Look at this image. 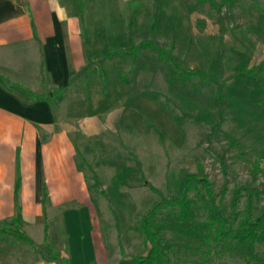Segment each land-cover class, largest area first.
Returning <instances> with one entry per match:
<instances>
[{
	"label": "rangeland",
	"instance_id": "1",
	"mask_svg": "<svg viewBox=\"0 0 264 264\" xmlns=\"http://www.w3.org/2000/svg\"><path fill=\"white\" fill-rule=\"evenodd\" d=\"M86 1L79 13L90 60L78 72L79 77L87 73L96 84L90 92L94 96L91 105L94 109L111 105L99 97L103 92H113L116 101L124 90L120 122L137 136L134 137L137 142L128 135L125 141L119 134L96 137L89 141V154L93 157L87 159L78 154L79 163L91 179L97 206L95 218L99 220L103 240L111 245L108 247L111 260L107 264L121 258L119 242L126 256L146 251L139 229L140 217L159 198L149 184L161 194L169 195L177 187L181 169L198 171L201 164L214 189L220 188L224 178L218 152L224 154L228 164L227 189L219 196L221 208L227 211L232 188L245 183L257 191L254 212L263 208L264 64L255 68L253 74L242 69L264 59V0H221L227 27L223 49L218 42L216 13L208 1ZM192 4L195 7L189 11ZM153 16V38L164 47L174 42V60L182 67L217 76V54L222 51L225 116L218 128L205 120L218 119L213 84H203L194 78L181 86L150 47L140 49L136 57L122 54L128 45L129 30L138 42L148 31ZM115 50L118 52L105 57ZM193 82L198 83L197 87ZM151 92L158 94L152 97ZM246 196L244 193L240 199V209ZM194 215L197 219L204 218L199 199L194 203ZM158 218L169 220L173 213L164 209ZM164 235L172 244L168 251L172 264H264L263 243L255 244L256 258H247L231 243L221 250L215 248L200 263L195 262L202 253L196 248L200 244L197 239L179 227L167 229ZM200 247L206 248L201 244ZM47 253H51L48 247Z\"/></svg>",
	"mask_w": 264,
	"mask_h": 264
},
{
	"label": "crops",
	"instance_id": "2",
	"mask_svg": "<svg viewBox=\"0 0 264 264\" xmlns=\"http://www.w3.org/2000/svg\"><path fill=\"white\" fill-rule=\"evenodd\" d=\"M86 5L0 0V264L111 260L78 154L93 157L89 141L96 137L119 134L125 141L128 135L137 142V136L120 122L124 90L116 101L103 92L99 97L111 105L94 109L96 84L87 73L79 77L90 60L79 13ZM47 247L55 258L47 257Z\"/></svg>",
	"mask_w": 264,
	"mask_h": 264
},
{
	"label": "trees",
	"instance_id": "3",
	"mask_svg": "<svg viewBox=\"0 0 264 264\" xmlns=\"http://www.w3.org/2000/svg\"><path fill=\"white\" fill-rule=\"evenodd\" d=\"M203 1H208L210 6L215 10L216 20L219 25L218 42L223 49V35L227 29L221 11L224 1L197 0V3ZM194 7L195 4L190 5L188 7L189 11H192ZM154 32L155 18L153 16L151 17L148 31L144 33L138 42L133 40L132 31L129 30L128 45L122 51V54L136 57L140 49L150 47L156 51L157 58L167 64L169 72L179 81L181 86L185 87L188 81L194 78L203 84H213V102L217 107L218 119L214 122L208 119L205 120L210 123L211 127L218 128L225 116V78L222 76V51H218L217 54L218 75L211 76L203 70L179 65L174 60L172 53L174 42L168 47L161 46L153 38ZM117 52L118 50L110 51L106 53L105 57H110ZM263 64L264 59L250 68L242 69V72L253 74L254 69ZM192 85L197 87L198 83L193 82ZM60 90H54L53 94H58ZM150 94L152 97H156L158 93L151 92ZM33 97L42 98V96L37 95H33ZM184 115L201 119L191 113H185ZM217 160L224 178L223 183L217 191L214 189L213 182L204 172L201 164H198V171L181 169L177 187L169 195L161 194L154 185L149 184L150 189L159 193V198L153 200L148 209L140 217L139 229L146 251L126 256L123 253L122 244L119 242L122 256L113 264H172V259L168 254L172 244L165 237L164 232L167 229L176 227H179L189 237L197 239L201 245L206 247L202 249L200 244L196 246L202 253L199 256V260H194L195 262L203 263L208 259L206 257L207 254L211 253L212 250L215 248L221 250L231 243L235 247L240 248L242 254L247 258H256L255 244H264V207L258 212H254V196L257 194V191L249 183H245L235 185L232 188L228 201V209L227 211L223 210L219 204V196L223 195L227 189L228 164L223 153H217ZM244 193L247 196L244 206L240 209L239 202ZM196 199H199L200 206L204 210V218L197 219L194 215V203ZM164 209H168L169 214L173 213L172 219L162 220L158 218ZM19 219L20 214L17 211L13 222L18 224ZM15 231L19 237L32 243V240L23 231L19 229ZM56 256L54 253L47 255V257L52 258Z\"/></svg>",
	"mask_w": 264,
	"mask_h": 264
}]
</instances>
